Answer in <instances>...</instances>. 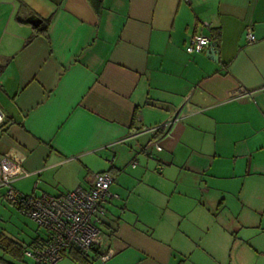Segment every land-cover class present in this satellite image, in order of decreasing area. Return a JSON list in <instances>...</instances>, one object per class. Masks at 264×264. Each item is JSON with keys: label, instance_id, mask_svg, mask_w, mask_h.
<instances>
[{"label": "crops", "instance_id": "1", "mask_svg": "<svg viewBox=\"0 0 264 264\" xmlns=\"http://www.w3.org/2000/svg\"><path fill=\"white\" fill-rule=\"evenodd\" d=\"M100 2L0 0V156L22 160L46 195L102 172L132 178L110 187L119 199L89 264H264V0ZM194 34L216 44V63L209 48L185 52ZM178 110L170 137L145 132Z\"/></svg>", "mask_w": 264, "mask_h": 264}, {"label": "built area", "instance_id": "2", "mask_svg": "<svg viewBox=\"0 0 264 264\" xmlns=\"http://www.w3.org/2000/svg\"><path fill=\"white\" fill-rule=\"evenodd\" d=\"M245 41L248 45L256 42L251 28H246ZM211 45L216 47L210 37L194 34L188 40L185 52L188 55L198 54ZM256 93L257 91L242 92L236 97L247 100L252 99ZM180 113L181 110L172 113L165 124L145 132L160 131L163 137H170L171 130L181 120ZM5 120V114L0 109V130ZM153 149L157 151L163 149L158 138L151 140L144 149L149 159L153 158ZM130 165L134 168L137 162L132 161ZM26 176L22 160L8 154L0 156V198L13 205L21 214L49 234L47 244L41 248L26 251L24 253L26 258L33 264H56L62 260L63 252L69 247L88 253L103 245L104 233L101 227L106 216V203L111 199H119L116 194L110 192L113 184L110 173L102 172L95 175L93 185L88 189L77 187L56 196L22 195L13 187V184Z\"/></svg>", "mask_w": 264, "mask_h": 264}, {"label": "rangeland", "instance_id": "3", "mask_svg": "<svg viewBox=\"0 0 264 264\" xmlns=\"http://www.w3.org/2000/svg\"><path fill=\"white\" fill-rule=\"evenodd\" d=\"M127 162H128V160H127ZM120 163H121L122 167L126 165V163L123 161V159L119 160V164ZM129 165L127 166V171L123 172L124 174H128L130 172L131 169L129 170ZM149 165L150 166L147 169L153 170L154 164L151 162V163H149ZM137 168H140V167L138 166ZM152 174H153V176L157 175L156 172H153ZM126 176L128 177V175H126ZM45 180L52 181V176L46 175ZM32 181H33L32 178H24V179H21V180L15 182L13 187L18 192H20L22 195H25V196H30L33 194V192H34V195H36V196L42 195V191L44 190L42 188V186L39 188V190H37L36 187H34L35 181L34 182H32ZM178 184L180 185L181 181ZM131 185H133L132 178L131 179L123 178V180L115 179L113 187L115 189H118L119 187H121L123 189H126V187H127V189H129V187ZM52 188H53V186H51V188L50 187L46 188L48 190L50 189L49 192L46 190L47 193L54 194L56 190H54ZM118 193L117 194L121 196V199L118 201H115L116 204L115 205L111 204L112 206L110 205L109 208H110V212L112 214H114V212L116 211L118 213L117 216L120 217V215H121L120 209L122 208V206H124L123 203L125 201L127 194L125 195V194H122L120 192H118ZM149 201H150V203H154L155 199L151 198ZM147 204H149V203H146V205L143 206V208H142L143 214L145 213L147 218L149 220H152L154 217V215L152 214V212H153L152 206L147 205ZM125 218L131 219L132 216L129 214H126ZM101 230L103 233H106L105 232L106 230H104L103 227H101ZM38 234L42 235L43 231L40 230L39 227L31 219H29L27 216H24L23 214H21L13 205L9 204L6 201H3V199L0 198V236L3 235L5 237H8L9 239L15 241L16 243H18L19 245L24 247V246H27V244L33 238H35ZM65 259L60 260L56 264H72ZM0 261L9 262L11 264H32V262L26 258L23 259L22 261L18 262L16 260L12 259L8 254L3 252V250H1V249H0Z\"/></svg>", "mask_w": 264, "mask_h": 264}, {"label": "trees", "instance_id": "4", "mask_svg": "<svg viewBox=\"0 0 264 264\" xmlns=\"http://www.w3.org/2000/svg\"><path fill=\"white\" fill-rule=\"evenodd\" d=\"M88 1L92 4V6L95 8V10L97 12H99L100 3H101L100 0H88ZM44 24H45V22H43L39 26V28L35 29V32L37 34H43L44 33V30H45ZM50 196H52V195H50ZM40 230L43 231V234L42 235L38 234L35 238H33L27 244V246H24V247L19 245L15 241L9 239L8 237L1 235L0 236V249L3 250V252H5L6 254H8L12 259L20 262L26 258L25 254H24L26 251L33 250L36 248H41L44 246V244H47V242L49 241L48 232L43 230V229H40ZM87 255H88V253L81 252L80 250H78L75 247H69L63 252V258L65 256H67L75 264H89V261L87 259ZM26 259H28V258H26ZM28 260H30V259H28ZM0 264H11V263L0 261Z\"/></svg>", "mask_w": 264, "mask_h": 264}, {"label": "water", "instance_id": "5", "mask_svg": "<svg viewBox=\"0 0 264 264\" xmlns=\"http://www.w3.org/2000/svg\"><path fill=\"white\" fill-rule=\"evenodd\" d=\"M28 23L33 26L34 28H37L38 26H40L41 24V20H39L38 18H36V16L34 15H31L29 18H28ZM206 56L209 60H211L212 62H217L218 60V52L216 50V47L215 45H211L209 47V50L206 52Z\"/></svg>", "mask_w": 264, "mask_h": 264}]
</instances>
